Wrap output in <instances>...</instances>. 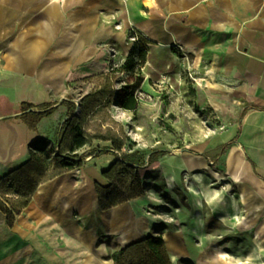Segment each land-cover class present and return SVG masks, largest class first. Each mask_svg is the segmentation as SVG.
Returning <instances> with one entry per match:
<instances>
[{"label": "crops", "instance_id": "crops-1", "mask_svg": "<svg viewBox=\"0 0 264 264\" xmlns=\"http://www.w3.org/2000/svg\"><path fill=\"white\" fill-rule=\"evenodd\" d=\"M0 10L16 12L0 30V76L8 87L16 86L15 77L32 76L48 85L39 70L61 79L104 71L133 45L130 35L173 53L182 49L205 85L204 103L240 111L225 134L229 147L218 169L194 153L177 156L185 161L167 169L174 185L186 167L190 215L183 226L173 218V229L159 234L172 264H264V0H0ZM22 39L41 46L38 64L28 69L8 63L7 47ZM2 94L0 178L30 157L29 144L17 148L16 138L7 137L21 123L20 103L31 101L13 104ZM54 106L59 126L68 104ZM97 159L40 183L11 227L0 212V264H112L113 251L148 235L145 197L99 210L95 185L107 184L102 172L112 157Z\"/></svg>", "mask_w": 264, "mask_h": 264}, {"label": "rangeland", "instance_id": "rangeland-1", "mask_svg": "<svg viewBox=\"0 0 264 264\" xmlns=\"http://www.w3.org/2000/svg\"><path fill=\"white\" fill-rule=\"evenodd\" d=\"M128 41L134 42L133 45L128 44L126 51L117 52L104 71L86 76H66L61 79L58 90L39 83L34 76L15 77L16 86L9 88L7 78L0 76V96L3 93L13 104H18L16 99L19 98L34 104L75 103L74 115L77 120L59 142L60 152L66 154L73 148L74 154L84 156V166L107 155L112 157V163L134 152L144 155L146 161L151 152L163 151L158 160L149 165L134 168V171L127 167L120 169L114 187L103 194L107 203H116L126 193V186L134 184V174L137 172L144 191L141 197L147 200L145 214L151 219L147 234H159L165 229H173V218L181 220L183 226L185 216L190 215L187 203L189 195L183 181L185 173H182L186 167L179 170L181 183L174 185H169L161 168L167 170L174 163L184 162L185 158L181 161L177 157L183 153H194L204 155L211 161L209 166L218 169L229 147L223 144L225 134L239 119L240 109L229 107L220 110L216 104L211 106L204 103L201 88L205 85L199 83V72L191 69V63L185 59L182 49L176 48L173 53V49L170 51L149 43L143 44L132 35ZM143 47L147 50L141 58ZM131 50L133 67L119 71ZM169 63L172 64L170 68ZM123 87L133 91L136 99L134 109H125L118 104L117 94ZM0 104H6V101ZM51 115L39 121L38 131L28 129L21 121L15 132L9 129L7 137L9 142L16 138L17 148L35 141L37 136L46 138L38 145L34 143L29 147H39L41 153H48L49 168L35 175L40 181L50 179L58 172L54 156L57 151L56 138L63 122L58 126ZM81 139L83 144L76 148L75 142ZM112 142L120 145L121 150L95 156V150L97 153L99 149L111 146ZM97 203L99 210L105 211L98 195Z\"/></svg>", "mask_w": 264, "mask_h": 264}, {"label": "trees", "instance_id": "trees-1", "mask_svg": "<svg viewBox=\"0 0 264 264\" xmlns=\"http://www.w3.org/2000/svg\"><path fill=\"white\" fill-rule=\"evenodd\" d=\"M143 44L147 43L145 40L139 38ZM147 48L143 47L140 57H144V53ZM133 50H131L128 58L121 66L119 71L131 70L134 65L132 60ZM163 71V70H161ZM118 104L125 109H134L136 105V99L133 95V91H128V88L123 87L117 94ZM63 103V102H62ZM56 102H43L34 104L31 102L22 101L20 103V112L18 118L26 125V127L32 131H36L39 121L50 116L56 107ZM76 104L68 102L67 116L56 138L57 151L55 153L56 166L58 172L54 175H59L65 171L73 168H80L83 166L84 156H78L71 152L63 154L60 152L59 142L64 138L67 131L72 129L73 122L77 120L74 115L76 111ZM43 139H36L30 142L29 145L33 146L34 143L38 145ZM39 142V143H38ZM38 143V144H37ZM234 142H231V144ZM83 144L82 139L75 142V147H79ZM29 146V147H30ZM40 151L41 148L33 147L29 148L30 157L24 163L17 168L6 173L0 178V212L5 216L6 223L9 227L12 226L15 216L20 214L22 209L27 207L30 202L31 195L34 193L36 187L47 180L40 181L35 175L45 172L49 168V162L47 161L48 153L43 152L39 154L36 151ZM121 146L112 142L111 146L99 149L95 156L101 154H107L110 152L120 151ZM163 151H153L149 154L148 159L144 160V155L137 152L131 154H125L121 158L114 160L107 169L102 172V176L107 180L105 186L96 184L95 190L99 196V201L103 210H108L114 206L120 205L132 199L141 197L144 194L142 182L137 174H134V184H128L126 186V193L116 203H107L103 198L105 192H109L114 186V180L118 177L120 169L127 167L134 171V168L141 167L143 165H149L158 160L160 154ZM136 189L133 192V189ZM16 193V199L8 198V194ZM114 264H172L164 243V240L160 234H148L143 238L134 241L118 250H115L110 255Z\"/></svg>", "mask_w": 264, "mask_h": 264}, {"label": "bare ground", "instance_id": "bare-ground-1", "mask_svg": "<svg viewBox=\"0 0 264 264\" xmlns=\"http://www.w3.org/2000/svg\"><path fill=\"white\" fill-rule=\"evenodd\" d=\"M14 16H16V12L10 14L6 12H2L0 10V30L6 28L12 22ZM17 40L19 39L17 38ZM22 41H23L22 44H16L15 41H13L10 46L8 47L6 46L7 56L9 58L8 63L13 66H22L23 68L28 69V67L38 64L37 61L39 58V53H40L39 49L41 46L35 44L33 41L26 42L25 39H22ZM42 68H44V66ZM38 75H39L38 77L41 80L45 81L50 87L54 88L55 90L61 88V78L45 75V73L42 70L38 71ZM182 155L195 157L194 155L186 154V153H183ZM164 170L166 173L165 175L167 182L169 183V185H172V180L175 178L174 174L171 171L166 170L165 168ZM191 192L196 197V202L200 203V195L198 190L196 188H191ZM114 212L115 211L110 213L111 215H109V218H111V216L114 215ZM131 230H133L134 232L133 237H137L138 233L136 232L137 230L135 226H132ZM127 239H129V237ZM169 246L170 248H172V251L178 252V249L171 243V241Z\"/></svg>", "mask_w": 264, "mask_h": 264}]
</instances>
